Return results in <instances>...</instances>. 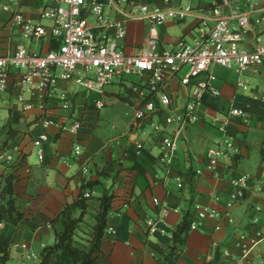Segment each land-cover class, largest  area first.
<instances>
[{
    "label": "crops",
    "instance_id": "1",
    "mask_svg": "<svg viewBox=\"0 0 264 264\" xmlns=\"http://www.w3.org/2000/svg\"><path fill=\"white\" fill-rule=\"evenodd\" d=\"M44 2L21 0L20 13L26 21L43 24L38 12ZM254 2L259 10L264 9V0ZM6 3L7 0H0V55L12 54L19 44L41 55L54 50L53 45L56 49V44L47 39L32 44L22 41L19 30L11 25L10 14L2 10ZM214 3L176 0L173 9L182 10L187 17L182 21L169 20L160 28V48L180 39L187 43L198 40L205 29L214 25L216 17L210 11ZM234 11L247 10L240 7ZM261 16L264 15L251 13L250 19L253 22ZM263 30L261 26L258 32L246 34V41L253 43L259 37L264 42ZM146 34L145 24H127L125 39L120 43L123 53L131 55L144 47ZM248 73L260 82L248 95L215 78L213 85L220 97H206L218 103L217 110L197 107V122L181 132L175 155L167 164L159 135L152 133L149 123L132 129V98L119 93L117 86H113L117 91L106 88L102 97L83 92L69 95V109L65 110L56 96L41 100L37 94L20 88L15 72L8 79L7 89L0 93V109L7 115L0 127V149L24 152V162L14 173V187L17 200L29 214L17 226L0 224V233L12 241L6 264L38 263L43 248L54 243L50 220L77 198L81 184L88 181L98 182L89 193L95 200L102 197L104 190L115 196L96 264H161L165 252L160 245L170 242L171 232L183 213L191 214L196 207L215 209L220 218L206 220L197 230L189 232L177 264H264V66ZM121 87L130 94L127 87ZM62 90L64 86H57L56 93ZM165 93L171 97L173 111L181 113L187 90L178 80H171ZM18 97L23 102H18ZM102 98L105 105L97 109L94 103ZM231 103L235 108L248 106L250 120L246 126L232 122L226 133L221 134L211 121L220 119ZM9 110L25 118L13 127L17 129L13 139H8L3 130ZM38 116L40 121L28 126ZM110 118L116 124L112 126L113 134L107 131ZM42 120L50 126L43 128ZM70 120L83 122L79 134L69 132ZM153 121L162 122V118ZM174 130L173 126L168 128L169 132ZM37 134L47 137L41 161L30 144L31 137ZM223 138L233 140V153L222 158L218 168L211 172L205 153L219 146ZM141 140V148L137 150V142ZM75 144L81 147L77 157L72 152ZM135 162L142 174L132 169ZM10 168L0 166V174ZM241 175L249 176V186L238 197L228 181ZM154 200L159 207L154 206ZM92 215L93 211H89L80 230L92 227ZM148 222L155 225L156 232L152 235L148 234ZM77 235L82 236L80 231Z\"/></svg>",
    "mask_w": 264,
    "mask_h": 264
},
{
    "label": "built area",
    "instance_id": "2",
    "mask_svg": "<svg viewBox=\"0 0 264 264\" xmlns=\"http://www.w3.org/2000/svg\"><path fill=\"white\" fill-rule=\"evenodd\" d=\"M175 1L45 0L38 12L40 21L49 23L45 26L23 18L19 10L21 0H7L2 10L10 14L11 25L19 30L21 40L32 44L47 39L56 44V49L41 55L19 44L12 54L0 55V93L7 89L8 79L17 72L20 88L37 94L41 100H52L56 96L66 110L69 95L83 92L102 97L106 88L125 86V81L129 80L130 94L126 97L130 96L133 101L132 129H139L148 122L152 133L159 135L165 162L170 164L179 135L198 120L196 109L201 105V98L220 97L213 85V69L232 71L240 77L264 66V42L259 37L253 43L245 39L246 34L256 33L264 27V16L253 22L250 19L251 13L264 15V9L259 10L254 0H213L215 3L210 11L216 20L198 40L187 43L180 39L167 49L160 48V28L169 20L182 21L187 17L182 10L173 9ZM240 7L247 11H234ZM134 22L147 26L146 44L134 54L126 55L120 43L125 39L127 24ZM171 80H178L187 90L186 104L179 114L173 111L171 97L165 93ZM61 85L65 90L58 94L56 88ZM247 89V82L237 79L235 90L244 94ZM17 101L23 102L21 97ZM94 105L101 109L105 105L103 98ZM160 117L162 122L153 121ZM249 120L248 106L235 108L231 103L224 115L211 124L224 134L232 122L246 126ZM82 124L75 120L68 127L69 132L79 134ZM40 125L47 128L50 123L42 120ZM171 126L175 128L174 132L168 131ZM145 137H148L147 133ZM46 141L44 134L33 135L30 140L40 161ZM142 142H137V150ZM233 150L230 138H223L219 146L208 149L205 153L208 170L214 172L220 160L231 155ZM11 151L0 149V166L9 167L24 158L23 150ZM72 152L74 157L79 156L81 147L75 144ZM228 182L237 196L242 197L248 189L249 176L231 177ZM153 204L159 207L157 200ZM190 215V231L197 230L206 220L220 218L215 209L203 207L194 208ZM147 227L149 235L156 232L152 222H148ZM21 248L25 249V246Z\"/></svg>",
    "mask_w": 264,
    "mask_h": 264
},
{
    "label": "trees",
    "instance_id": "3",
    "mask_svg": "<svg viewBox=\"0 0 264 264\" xmlns=\"http://www.w3.org/2000/svg\"><path fill=\"white\" fill-rule=\"evenodd\" d=\"M55 49V45L51 46ZM202 106L211 110H217L218 103L203 96L200 101ZM22 114L9 110L7 125L3 128L7 138L13 139L17 134V129L13 128L24 120ZM40 117H36L28 126L36 124ZM24 159L16 166H11L10 170L0 174V224L5 223L17 226L26 218L29 212L25 211L15 194L14 173L21 167ZM133 170L143 173V170L135 162ZM98 185V182H83L79 188L77 198L64 206L50 220L51 229L54 232V243L44 247L41 251L37 264H96L98 254L101 251V243L107 226L109 213L112 209L114 195L109 190H104L102 197L94 199L90 196L91 189ZM93 211V225L89 228H80L85 224L84 217ZM78 215L75 217V214ZM190 213L185 212L181 221L173 228L170 242L167 245H160L165 252L161 264H177L183 248L186 244L187 236L190 232ZM81 232V237L77 232ZM12 241L10 237L0 233V264H6L10 260V250Z\"/></svg>",
    "mask_w": 264,
    "mask_h": 264
},
{
    "label": "rangeland",
    "instance_id": "4",
    "mask_svg": "<svg viewBox=\"0 0 264 264\" xmlns=\"http://www.w3.org/2000/svg\"><path fill=\"white\" fill-rule=\"evenodd\" d=\"M147 1V0H146ZM43 24L45 23V21H42ZM168 47L164 48L167 49ZM213 74L214 77L216 78L217 82H224L227 81L229 84L235 85V83L237 82V79H240L242 82H247L248 83V89L247 92L244 93V95H248V93L250 92V90H252L256 85H258L260 82L256 77H253L251 74L249 73H245L243 76H236L232 71H225L224 69H220V68H214L213 69ZM129 80L125 81V87H128L129 85ZM108 89L111 90H116L117 91V87H109ZM118 90L119 93H121L123 96H127L128 93L126 90H124L123 87H121L120 85H118ZM104 110V108H103ZM7 115L6 112L4 110L0 109V127L2 126V124L6 121ZM211 120V118H208V122ZM112 119L110 118V120H108L107 123V131L108 134H113L115 129L112 128V126L115 124V122H111ZM73 122L72 120H70L69 125H71ZM116 125V124H115Z\"/></svg>",
    "mask_w": 264,
    "mask_h": 264
}]
</instances>
